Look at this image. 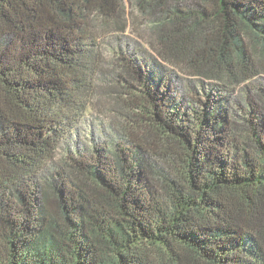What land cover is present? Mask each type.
Returning a JSON list of instances; mask_svg holds the SVG:
<instances>
[{"label":"trees","instance_id":"obj_1","mask_svg":"<svg viewBox=\"0 0 264 264\" xmlns=\"http://www.w3.org/2000/svg\"><path fill=\"white\" fill-rule=\"evenodd\" d=\"M137 1L157 56L112 45L101 141L75 127L121 0H0V264H264V0Z\"/></svg>","mask_w":264,"mask_h":264},{"label":"rangeland","instance_id":"obj_2","mask_svg":"<svg viewBox=\"0 0 264 264\" xmlns=\"http://www.w3.org/2000/svg\"><path fill=\"white\" fill-rule=\"evenodd\" d=\"M121 5L124 10V16L128 19L129 27L124 36H120V34L117 35L114 26L110 23H106L103 26L105 31L100 37L102 47L98 63L100 70L94 76L96 94L86 98L88 101L87 112L83 117H80V120L78 119L79 122H77L75 127L77 134L79 133L85 139L90 132L95 131L98 139L102 141V138L109 137V133L114 134L115 130H120L122 125L124 126L128 123V119L120 114V102H122L121 100H127L126 90L115 82V76L120 70L118 57L115 53L116 50L112 49V45H115L116 40L122 37L132 48H139L138 46L140 45L145 52L152 54V56H157L143 33V30L148 28L152 18L155 17L151 14V8H142L137 0H121ZM258 48L260 47L258 46ZM231 88L235 90L233 91L235 92L234 96H238L237 94L241 93V88L236 86ZM112 96H115V98L120 97L121 100L117 101L109 98ZM124 112L127 113L125 109ZM101 129L104 133H101Z\"/></svg>","mask_w":264,"mask_h":264}]
</instances>
